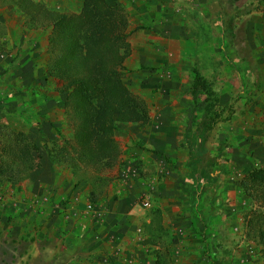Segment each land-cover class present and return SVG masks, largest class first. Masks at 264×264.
<instances>
[{
	"label": "crops",
	"instance_id": "0c3cea01",
	"mask_svg": "<svg viewBox=\"0 0 264 264\" xmlns=\"http://www.w3.org/2000/svg\"><path fill=\"white\" fill-rule=\"evenodd\" d=\"M106 1L127 15L131 54L124 65L129 73L144 81L158 77L151 74V78H146L149 68H176V58L185 60L200 55L197 52L199 39L193 35L199 32L201 19L211 33L207 44L201 47L208 50L217 47L216 35L222 38L227 29L232 28L233 18L239 19L234 24L238 22L240 28L248 26V38L240 43L245 48L255 45L257 54L253 65L256 73L250 84L240 76V99L235 112L239 125L235 122L232 125L238 129L236 136L242 137L246 147L254 150L252 163L264 169V10H258L257 6L247 7L258 1L235 0L239 9L245 7L235 15L231 0ZM10 2L4 5V0H0V123L25 133L38 147H44L50 143L49 137L56 139L53 125L59 123L58 108L52 105H58L55 92L47 89L52 79L45 70L48 57L42 64L37 36L24 27L26 15ZM253 22L257 28L254 35L251 33ZM220 60H215L217 65ZM222 78L226 80L225 74ZM38 89L40 93L36 92ZM223 89L229 92L228 95L224 93L232 112V89L230 86ZM251 94L256 95V113L253 106L247 104ZM61 101L63 105L65 98ZM223 103L226 104V99ZM200 104L201 96L196 115L200 112ZM192 111L191 94L161 91L149 101L151 120L146 125L121 126L134 129V140L150 148L174 146L185 138L191 118L188 115ZM220 122L214 125L209 139ZM190 138L195 144L191 149L194 156L193 150L199 144L196 130ZM127 148L120 159L137 162L139 157L127 155ZM113 169L115 174L125 177L124 169L121 172ZM75 184L73 174L58 166L47 152L42 153L41 167L32 171L27 179L16 184L6 181L0 184V264H106L110 257L113 264H120L119 259L132 253L131 249L122 247V242L129 246L135 242V230L142 214L138 195L148 199L145 191L138 189V183L131 187L125 181L119 182L107 195L95 196L93 202L90 194L94 187L85 181ZM249 243L254 244L251 239ZM259 260L263 264V259Z\"/></svg>",
	"mask_w": 264,
	"mask_h": 264
},
{
	"label": "rangeland",
	"instance_id": "374dc122",
	"mask_svg": "<svg viewBox=\"0 0 264 264\" xmlns=\"http://www.w3.org/2000/svg\"><path fill=\"white\" fill-rule=\"evenodd\" d=\"M10 1L14 4L15 0H4L3 4H9ZM33 1L41 2L48 9L66 14L78 13L82 4V0ZM231 6L233 15L245 8L239 9L235 0H231ZM255 6L258 10H264V1L258 4L255 2L254 5L247 7ZM238 20L233 18L232 28L227 29L222 38L219 34L216 35L217 47L208 50L201 47L207 44V38L211 37V33L208 25L201 19L199 32L193 35L199 39L200 50L197 52L200 55L198 57L194 55L193 58L189 56L185 60L176 58V68L157 70L149 68L146 72L149 75L146 78H151V74L158 75L159 78L144 81L132 73L125 75L126 85L137 97L144 100L147 106L161 91H178L179 94L189 96L194 70L200 72L205 83L202 87L200 112L194 118L191 130L185 133L183 141L174 146L150 148L134 140L136 137L134 129L120 124L115 133L120 154L124 153L125 148L130 147L131 150L126 149L127 155L139 157V160L131 163L119 160L115 168L120 169V172L125 167L130 168L126 178L120 177L119 173L115 174L111 168L101 174L100 180L94 183L87 182L94 187L96 197L107 195L119 182L125 181L131 187L138 183V189L140 191L143 189L151 202L145 207L143 200L146 197L138 195L142 214L135 230L137 235L135 242H132L133 245L129 246L122 242V247L125 250L131 249L132 253L119 259L120 264H130L132 261L133 264H260L261 247L254 241V244L249 243L245 227L253 213L264 209V202L262 204L255 202L247 197L240 187L242 177L257 168L252 163L255 152L252 148L246 147L242 137L236 136L238 129L232 125L233 122L239 125L235 112L240 99L239 90L242 82L240 76L243 75L245 82L249 84L252 78H255L256 70L253 63L257 50L255 45L249 44L250 47L245 48L240 43L248 38V26L240 28L238 22L234 24ZM24 22V27L35 34L37 41L40 42L43 64L48 57L50 32L48 29L32 27L27 17L24 18ZM251 27V33L254 35L257 31L256 24L253 22ZM218 58L221 60L217 65L215 60ZM246 63L251 66H247ZM45 70H41V73L47 75ZM224 74L226 80L222 78ZM49 86V88L46 86L47 89L55 92L58 101V105L52 104L58 108L56 118L59 121L58 126L53 125V128L56 133L58 131L63 137L70 139L72 128L64 114L61 101L66 97L63 83L52 77ZM227 86L232 89L230 90L232 112L229 111L225 97L229 92L223 89ZM41 89L36 92L40 93ZM148 94L151 96L148 97ZM225 99L226 104L223 103ZM247 104L253 106V112L256 113V95L249 97ZM207 109L218 111L215 116L222 122L217 125L206 143V153L196 148L192 156L191 149L195 148V144L190 137L198 124L205 119L206 113L203 114L202 111ZM15 132L17 131L0 123V157L3 147L9 143ZM49 141L50 143L44 147H39L41 156L49 149L58 150L62 146L58 135L55 140L49 137ZM57 165L71 172L67 164ZM118 197L116 196V199ZM106 264H113L111 257L106 260Z\"/></svg>",
	"mask_w": 264,
	"mask_h": 264
},
{
	"label": "trees",
	"instance_id": "16d2710c",
	"mask_svg": "<svg viewBox=\"0 0 264 264\" xmlns=\"http://www.w3.org/2000/svg\"><path fill=\"white\" fill-rule=\"evenodd\" d=\"M14 4L32 27L50 30L46 71L62 82L66 91L63 109L72 137L65 138L57 131L62 146L47 153L57 164L70 167L77 179L75 185L83 181L94 183L119 163L121 154L115 138L119 125L146 124L150 119L147 103L125 83L129 71L124 62L131 54L127 15L106 0H83L81 10L75 14L48 9L33 0H15ZM204 83L194 70L193 111L187 131L196 117ZM210 112L207 109L196 129L197 150L202 153H206L209 134L218 121ZM41 159L40 149L33 141L23 132L13 133L2 149L0 182L20 183L41 167ZM240 187L247 197L262 204L264 169H252L242 177ZM90 195L96 201L95 193ZM245 229L247 238L261 247L264 264V209L252 214Z\"/></svg>",
	"mask_w": 264,
	"mask_h": 264
},
{
	"label": "built area",
	"instance_id": "2783aa9c",
	"mask_svg": "<svg viewBox=\"0 0 264 264\" xmlns=\"http://www.w3.org/2000/svg\"><path fill=\"white\" fill-rule=\"evenodd\" d=\"M129 171H130V168L125 167L124 172H123V176H126V174H127ZM143 205H144L145 207H148V206H149V201H148L147 198L143 200ZM91 206H92V205H89V207H91Z\"/></svg>",
	"mask_w": 264,
	"mask_h": 264
}]
</instances>
